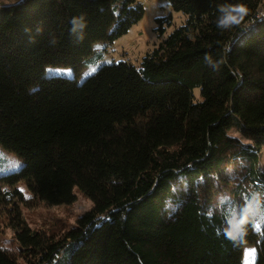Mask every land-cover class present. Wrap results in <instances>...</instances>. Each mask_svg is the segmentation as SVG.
I'll list each match as a JSON object with an SVG mask.
<instances>
[{"label": "trees", "instance_id": "obj_1", "mask_svg": "<svg viewBox=\"0 0 264 264\" xmlns=\"http://www.w3.org/2000/svg\"><path fill=\"white\" fill-rule=\"evenodd\" d=\"M262 1L169 0L182 25L138 63H102L82 81L95 44L128 32L142 3L0 2V147L23 161L0 177L27 181L47 205L72 203L76 187L93 203L57 234L31 228L15 205L20 246H0V264H50L67 243V264H244L245 244L264 264V213L236 240L222 230L251 193L264 203ZM221 7L235 9L223 28ZM165 22L156 18L159 36Z\"/></svg>", "mask_w": 264, "mask_h": 264}, {"label": "rangeland", "instance_id": "obj_2", "mask_svg": "<svg viewBox=\"0 0 264 264\" xmlns=\"http://www.w3.org/2000/svg\"><path fill=\"white\" fill-rule=\"evenodd\" d=\"M17 0H0L2 3H13ZM144 5V15L134 23L128 32L117 38L110 46L104 47L103 42L95 44L96 50L89 56L83 68L79 71L78 81L95 72L102 63L119 61L121 59L138 63L143 54L154 45H157L173 29L182 25L186 15L173 9L169 0H137ZM264 11V0L262 1ZM171 15V24L166 26V31L159 36L155 30L156 18ZM47 74L74 76L71 67L48 66ZM198 91V89H196ZM232 134L240 135L235 129ZM23 161L16 154L0 147V175H8L18 169ZM258 165L264 170V148L260 149ZM76 199L69 204L47 205L41 201L31 190L27 181L21 180L11 184L0 177V246L12 251H18L19 242L15 237L16 212L13 208L17 205L20 209L24 223L34 229L47 232H62L76 224V220L93 205L78 187L75 189ZM74 248L73 243H67L57 253L50 264H67L68 257ZM256 248L254 244H245L243 247L244 264H254ZM21 259V258H20ZM23 264V260H21Z\"/></svg>", "mask_w": 264, "mask_h": 264}, {"label": "clouds", "instance_id": "obj_3", "mask_svg": "<svg viewBox=\"0 0 264 264\" xmlns=\"http://www.w3.org/2000/svg\"><path fill=\"white\" fill-rule=\"evenodd\" d=\"M242 10V9H240ZM235 9L231 7H221L219 8L220 16L217 19L218 27H227L229 23L232 22V13ZM229 199L227 195H222L218 199V206L222 202ZM212 211L208 212V215H212ZM264 213V203L261 201V194L258 192H253L250 197L245 201V203L239 207V209H232L225 213L223 233L227 238L236 240L245 232V225L251 222L257 215Z\"/></svg>", "mask_w": 264, "mask_h": 264}, {"label": "built area", "instance_id": "obj_4", "mask_svg": "<svg viewBox=\"0 0 264 264\" xmlns=\"http://www.w3.org/2000/svg\"><path fill=\"white\" fill-rule=\"evenodd\" d=\"M262 6H263V4L261 3L260 8H259V13L260 14H264V11L262 10Z\"/></svg>", "mask_w": 264, "mask_h": 264}]
</instances>
